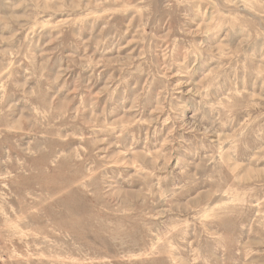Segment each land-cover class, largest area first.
I'll return each mask as SVG.
<instances>
[{
  "label": "rangeland",
  "instance_id": "obj_1",
  "mask_svg": "<svg viewBox=\"0 0 264 264\" xmlns=\"http://www.w3.org/2000/svg\"><path fill=\"white\" fill-rule=\"evenodd\" d=\"M0 264H264V0H0Z\"/></svg>",
  "mask_w": 264,
  "mask_h": 264
}]
</instances>
